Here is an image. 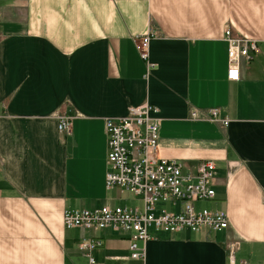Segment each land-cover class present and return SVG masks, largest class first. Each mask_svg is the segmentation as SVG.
<instances>
[{
  "label": "crops",
  "instance_id": "obj_1",
  "mask_svg": "<svg viewBox=\"0 0 264 264\" xmlns=\"http://www.w3.org/2000/svg\"><path fill=\"white\" fill-rule=\"evenodd\" d=\"M227 29L259 47L237 82ZM149 33L144 61L134 39ZM147 105L163 120L161 158L215 164L216 197L195 207L227 213L229 228L154 230L134 260L130 234L66 229L64 215L120 207L105 120ZM90 259L264 264V0H0V264Z\"/></svg>",
  "mask_w": 264,
  "mask_h": 264
},
{
  "label": "built area",
  "instance_id": "obj_2",
  "mask_svg": "<svg viewBox=\"0 0 264 264\" xmlns=\"http://www.w3.org/2000/svg\"><path fill=\"white\" fill-rule=\"evenodd\" d=\"M155 37L149 33L134 39L137 52L148 61L150 43ZM224 41L228 45V80H240L241 65L258 53L256 41H245L235 37L231 29L225 31ZM236 73L235 76L232 74ZM154 106L130 108L123 117L105 120L108 137V190L118 189L122 193L140 196L142 207L104 206L95 210L66 212V229L85 228L89 230L111 229L130 234L131 258H145V245L149 241V230L163 233H179L189 230L193 233L209 231L222 232L229 228L228 214L223 211L198 210L195 204L212 201L216 197L213 180L216 166L211 161L201 162L196 170L185 167L176 160L159 156V132L163 120ZM218 111L212 112L216 120ZM228 125V121L224 122ZM58 131L64 136L72 133L70 117H59ZM160 203L169 204L173 210L158 211ZM100 242L88 244L87 249L100 247ZM85 248V249H86ZM94 264V260L90 259ZM230 264H234L231 259Z\"/></svg>",
  "mask_w": 264,
  "mask_h": 264
},
{
  "label": "rangeland",
  "instance_id": "obj_3",
  "mask_svg": "<svg viewBox=\"0 0 264 264\" xmlns=\"http://www.w3.org/2000/svg\"><path fill=\"white\" fill-rule=\"evenodd\" d=\"M120 201L121 202L119 203V205L122 206V207L127 206L129 208H133V207H142L143 206V202H142V199H141L140 196L136 197L135 195L130 194L128 192H125L122 195V198H121ZM157 209H158V211H161V210L171 211V210H173L172 207H170L169 204H164V203H160L159 205H157ZM201 209H204V208L201 207ZM153 231H154V229L151 228L149 230V234H151Z\"/></svg>",
  "mask_w": 264,
  "mask_h": 264
},
{
  "label": "snow or ice",
  "instance_id": "obj_4",
  "mask_svg": "<svg viewBox=\"0 0 264 264\" xmlns=\"http://www.w3.org/2000/svg\"><path fill=\"white\" fill-rule=\"evenodd\" d=\"M232 75H233V76H235V75H236V73H233Z\"/></svg>",
  "mask_w": 264,
  "mask_h": 264
}]
</instances>
